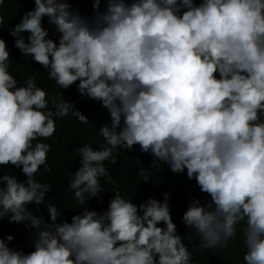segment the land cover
Wrapping results in <instances>:
<instances>
[{
  "label": "clouds",
  "instance_id": "clouds-1",
  "mask_svg": "<svg viewBox=\"0 0 264 264\" xmlns=\"http://www.w3.org/2000/svg\"><path fill=\"white\" fill-rule=\"evenodd\" d=\"M99 7L95 0L88 20L66 0H35L11 29L15 46L49 79L63 89L79 81V93L110 113L99 129L104 143L75 149L74 198L88 204L104 188L100 177L114 183L104 161L139 144L153 162L186 169L209 194L205 204L192 198L182 217L199 248L226 246L240 226L244 264H264V0H107L106 10ZM44 16L61 33L58 43ZM9 58L0 38V166L20 168L25 178L0 176V217L26 222L34 250L9 247L12 235L0 238V264H192L169 192L137 205L117 189L106 211L85 206L71 222H57L53 203L50 222L28 209L44 203L49 189L35 178L41 165L48 170L50 150L38 138L51 137L54 118L70 111L88 119L63 93L49 99L34 76L18 83Z\"/></svg>",
  "mask_w": 264,
  "mask_h": 264
},
{
  "label": "trees",
  "instance_id": "trees-1",
  "mask_svg": "<svg viewBox=\"0 0 264 264\" xmlns=\"http://www.w3.org/2000/svg\"><path fill=\"white\" fill-rule=\"evenodd\" d=\"M73 10H78L80 15L91 20L97 11L94 8L95 0H66ZM131 3V0H125ZM198 4L200 0H195ZM35 0H7L5 6L0 5V38L6 42V47L10 53L9 71L22 84L28 77H35L38 86L43 88L48 94V98L63 93L65 100L74 104L75 108L84 114L88 119V124H83L71 111L62 118L55 119V131L51 137L38 138L50 144L47 153L46 164L40 166V170L35 174V178L41 183L49 185L45 194V201L37 205L32 202L28 209L36 216H41L45 222H50L47 204L53 203L61 215L57 217V222L67 220L71 222V217L77 213H82L87 206L90 210L102 213L107 210L110 200L114 196L115 190L125 198H131L132 202L139 205L148 198L163 200L165 192L170 193L169 205L170 214L176 224L177 232L182 236L183 242L192 253V264H244L243 262V237L240 226L237 229L236 237L230 239L226 246L222 248L201 249L199 241L191 230L187 228L182 220L183 213L189 206L192 198H198L202 204L210 199L209 194L202 192L195 178L187 176V170L183 172H172L169 165L163 161L153 162L156 158L151 152L140 150L139 144L133 146L131 150L118 148L113 151L116 157L115 163H111V158L104 161L109 175L114 183L106 182L104 177H100V183L104 187L96 196L91 197L80 205L74 198V191L68 188L71 175L80 166V154L75 151L82 147L84 143L91 144L98 148L99 144L104 143L103 136L99 135V129L104 124H110V113L99 100L92 99L87 95H81L78 90L79 81L74 82L68 88H62L54 80L49 79L47 69L39 62L32 59L31 55L24 56L20 49L15 46V37L11 35V29L20 22L21 17L26 11L34 8ZM107 0H100L99 11L106 10ZM42 26L48 30V36L59 41V33L56 26L49 22L47 16L42 18ZM27 39L28 32L22 33ZM51 107V104H49ZM143 170L144 175H141ZM5 174L14 175L17 179H24V174L20 168L11 165L0 166V176ZM145 178H148L145 180ZM0 181V187L4 186ZM87 196V194H86ZM2 218V217H0ZM3 224L0 223V226ZM158 226L165 227L164 222H158ZM4 229L10 234L0 232V238L12 235L13 239L7 241L9 247L22 250L27 253L34 250V236L32 231L26 227V222L11 224L4 223Z\"/></svg>",
  "mask_w": 264,
  "mask_h": 264
},
{
  "label": "bare ground",
  "instance_id": "bare-ground-1",
  "mask_svg": "<svg viewBox=\"0 0 264 264\" xmlns=\"http://www.w3.org/2000/svg\"><path fill=\"white\" fill-rule=\"evenodd\" d=\"M5 222L11 223V224L21 223V222H10L9 219H8V216H4V217L0 218V223L3 224L2 226H0V232H3V234H10L9 232H6L5 229H4V223Z\"/></svg>",
  "mask_w": 264,
  "mask_h": 264
}]
</instances>
